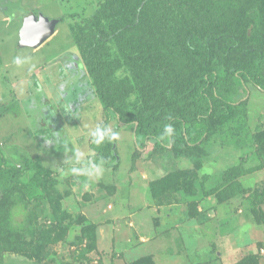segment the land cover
<instances>
[{
	"label": "rangeland",
	"instance_id": "374dc122",
	"mask_svg": "<svg viewBox=\"0 0 264 264\" xmlns=\"http://www.w3.org/2000/svg\"><path fill=\"white\" fill-rule=\"evenodd\" d=\"M214 6L220 19L242 15L224 29L211 20L208 29L162 0H0V147L9 165L34 159L58 170L72 149L91 156L89 131L108 104L85 82L100 67L97 52L122 109L158 136L170 112L187 117L207 70L238 86L231 103H214L210 134L190 117L189 142L175 123L161 152L154 140L142 145L133 127H119L102 177L49 180L42 200H27L0 162V264H264V90L249 82L247 94L234 77L250 65L264 87V0ZM42 19L54 32L40 45L22 44ZM78 37L90 43L89 59ZM17 56L30 61L17 66ZM37 80L46 91L65 89L52 96L55 120L39 105ZM67 107L75 123L64 117Z\"/></svg>",
	"mask_w": 264,
	"mask_h": 264
},
{
	"label": "trees",
	"instance_id": "16d2710c",
	"mask_svg": "<svg viewBox=\"0 0 264 264\" xmlns=\"http://www.w3.org/2000/svg\"><path fill=\"white\" fill-rule=\"evenodd\" d=\"M161 0H155V2H158ZM219 1V0H162L167 6L172 5L176 6L178 4L183 5V9L180 8V11L178 12L182 16V20L186 23L192 22L193 24H198V26L203 28H212L213 24L217 25L218 23L219 26L224 29L225 28V22L228 19L229 22L231 23V20L239 21L240 15H242V12L235 13V16H231L232 13H227V15H223V19H220L216 16L218 12L213 11L214 4ZM153 3V1H151ZM44 20V19H42ZM211 20L214 23H211ZM234 22H232L233 24ZM118 26V25H117ZM133 25H131L132 27ZM121 30L124 32L125 28L122 26H119ZM126 27V25H125ZM230 27V26H229ZM126 29H128L126 27ZM38 30V29H37ZM209 32V31H208ZM29 33V32H27ZM35 33V32H34ZM32 34V33H29ZM22 39L24 36V33H22ZM83 38V42L81 39L78 37V47L80 51L84 54H86V49L88 47V44L85 42V37ZM22 44L29 45L28 42H23ZM189 52L194 53V50L189 47ZM104 55L101 52H97L96 54V59L98 60V64L100 67L98 69H94L92 67V72L89 75L90 77L86 78V81L81 79L80 82L83 83L89 82L96 87V91L100 98L104 102H108V104L102 109L100 117L96 119V125L95 127L99 126H108L111 127L113 131L118 132L119 127L122 128H127V126L133 127L135 129V134L136 136L141 138L142 145H146L150 140H154L158 145H162L161 141H158L156 138L158 137V132L157 130L155 132H152L149 129H144L143 127L144 122L142 119H134L129 114L126 112V110L122 109L121 103L123 100L120 99L119 93L116 92V90L111 89L110 87H114L113 83L114 80L113 78L105 79L102 80V76H100V68L107 66V63L104 60ZM86 57H90V54H86ZM108 60V58H107ZM93 66V65H92ZM98 66V65H97ZM250 65L248 66H239L236 67L234 70V77L237 79V83L239 86L243 87L248 94V91L246 90V84L247 83H255V86L260 88L261 90H264V87L262 85H256L258 84V76L253 74L252 71H250ZM97 68V67H96ZM70 69V68H69ZM65 69V70H69ZM104 71H102L103 73ZM107 78V77H106ZM85 79V78H84ZM235 82V84H237ZM115 84V83H114ZM63 86V84L61 85ZM51 87V88H50ZM34 88L35 90L38 91L40 94V101L39 105L41 107L47 106V111L49 116L51 117L52 120H55L58 118L56 110L54 108V105L51 103L53 101V94H55L54 91L58 93L59 92H64V90H60L59 86H54L51 84V86H48V91L47 89H43L39 83V81L34 82ZM38 88V89H37ZM51 89V90H50ZM238 86L234 87H227L225 84L222 85L220 82L219 77L217 76V72L215 69L207 70L205 74L203 75V79H201L197 85L196 88V94L193 95L191 100V105L189 107V114L187 117L186 115L180 114L178 115L177 112L172 111L170 112L169 115V120L167 121L166 124H171L172 126L177 123L182 131L184 132V137L185 141L188 143L189 142V131L187 130L186 126L187 123L189 122L190 117L194 118V121L197 124H200L204 130V133L206 135L210 134L212 132V116H213V106L215 102H228L231 103V95L235 94L237 91ZM117 93V94H116ZM74 104L78 105L77 101H71V105ZM74 110V111H73ZM73 114L75 113V108L67 107L65 108L62 113L64 117H66L69 122L75 123V117ZM155 114V113H154ZM193 114V115H192ZM165 124V125H166ZM164 125V126H165ZM95 127L93 129H95ZM163 126H162V131H163ZM158 132V133H157ZM109 145V142L105 141L101 145H95L91 142V137H90V142H89V148L91 149L92 153L91 156L96 160L97 163L100 162L101 158L103 160L106 159L107 157V147ZM170 148V143L168 145H162L160 147L161 152H165ZM0 162H1V167L7 171V174L9 176V181L10 183L17 187L20 191H22L23 195L25 198L29 201L39 199L42 200L47 196V190L44 187V183L52 180V179H61L64 176L74 174L70 171V164L65 163L61 165V167L58 170H51L48 169L42 165H40L36 160L34 159H28L25 162L24 167H17L13 165H9L7 163L6 156L3 152V150L0 147ZM31 175L35 176V179L32 181L33 183L26 182V179L29 178ZM33 187H38L39 188V193L37 194H32L30 193L31 189Z\"/></svg>",
	"mask_w": 264,
	"mask_h": 264
},
{
	"label": "clouds",
	"instance_id": "9594fccd",
	"mask_svg": "<svg viewBox=\"0 0 264 264\" xmlns=\"http://www.w3.org/2000/svg\"><path fill=\"white\" fill-rule=\"evenodd\" d=\"M30 61V57H20L14 58L13 63L17 66H22ZM91 137V142L95 145H101L105 141L114 142L119 139V133L112 130L108 126H97L95 129L89 131ZM174 137V127L171 124H166L163 128V132L156 139L158 141L168 140L172 141ZM68 151V149H65ZM72 157L69 160L70 171L76 175L85 176L88 180L98 179L102 177L104 173V160L101 158L100 162L97 163L92 157H85V153L72 149ZM85 187H87V182H85Z\"/></svg>",
	"mask_w": 264,
	"mask_h": 264
},
{
	"label": "water",
	"instance_id": "95a60500",
	"mask_svg": "<svg viewBox=\"0 0 264 264\" xmlns=\"http://www.w3.org/2000/svg\"><path fill=\"white\" fill-rule=\"evenodd\" d=\"M41 22H42L41 26L44 27L43 34L38 35L39 32H37L34 35L35 38L34 39L32 38L31 40H29L28 43H31L34 45H40L54 32L55 23H47L45 20H42ZM23 42H26L24 40V36H23Z\"/></svg>",
	"mask_w": 264,
	"mask_h": 264
},
{
	"label": "flooded vegetation",
	"instance_id": "af4514ba",
	"mask_svg": "<svg viewBox=\"0 0 264 264\" xmlns=\"http://www.w3.org/2000/svg\"><path fill=\"white\" fill-rule=\"evenodd\" d=\"M37 32H39L38 35H40V34L42 35L43 32H44V27H40V28H38V30H37L35 33H33V34L24 33V40H25L26 42H28V41L31 40L32 38L34 39V38H35L34 35H35Z\"/></svg>",
	"mask_w": 264,
	"mask_h": 264
},
{
	"label": "crops",
	"instance_id": "0c3cea01",
	"mask_svg": "<svg viewBox=\"0 0 264 264\" xmlns=\"http://www.w3.org/2000/svg\"><path fill=\"white\" fill-rule=\"evenodd\" d=\"M23 33H27V32H23Z\"/></svg>",
	"mask_w": 264,
	"mask_h": 264
}]
</instances>
